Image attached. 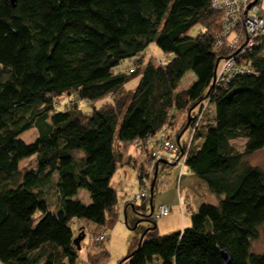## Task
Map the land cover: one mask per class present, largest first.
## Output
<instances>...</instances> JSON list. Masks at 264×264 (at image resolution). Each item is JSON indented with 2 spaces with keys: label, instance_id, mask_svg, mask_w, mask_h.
<instances>
[{
  "label": "trees",
  "instance_id": "16d2710c",
  "mask_svg": "<svg viewBox=\"0 0 264 264\" xmlns=\"http://www.w3.org/2000/svg\"><path fill=\"white\" fill-rule=\"evenodd\" d=\"M210 4L16 0L13 6L0 0V264H76L73 220L93 225L92 236L118 220V195L110 189L118 170L116 136L122 151L135 142L143 147L141 187L150 179L156 187L159 164L167 171L175 166L179 179L195 175L218 201L198 210L187 201L191 227L170 235H158L148 216L154 227L121 264L156 258L224 264V250L233 264H264V254L253 252L264 229V171L249 163L264 149V34L244 53L243 43L231 48L232 36H223L224 13ZM197 26L201 30L191 36ZM241 37L249 38L244 31ZM153 43L172 55L166 66L145 61ZM230 57L256 73L217 87V68ZM126 61L132 64L123 68ZM190 72L196 80L178 90ZM134 79L136 88L128 90ZM206 104L214 112L193 134L192 116ZM33 128L38 137L21 140ZM163 134L179 148V162H157L151 170L149 152L156 146L148 139ZM34 156L35 165L23 169ZM125 164L137 166V159ZM80 190L89 193V205L75 198ZM80 235L86 236L84 227ZM110 257L104 243L94 252L91 242L90 264H109Z\"/></svg>",
  "mask_w": 264,
  "mask_h": 264
},
{
  "label": "rangeland",
  "instance_id": "374dc122",
  "mask_svg": "<svg viewBox=\"0 0 264 264\" xmlns=\"http://www.w3.org/2000/svg\"><path fill=\"white\" fill-rule=\"evenodd\" d=\"M200 26L195 27L191 32V36H196L200 31ZM143 57L146 62L151 59L155 62H163V65H167L172 60V55H165L158 46L153 43L151 44L143 53ZM132 63L126 61L122 67L127 68ZM196 77L193 73H188L180 82L178 90H183L189 87ZM139 79L132 80L126 88L128 90L135 89ZM84 106V111L90 112L91 105L87 103ZM62 105V104H61ZM101 102L97 103L96 106L100 107ZM64 106V105H63ZM211 115L213 110L211 108ZM38 137V131L36 128L25 132L21 135V140L26 143H32ZM187 138V134L184 135L183 139ZM198 141H196L197 143ZM239 146L244 144V140H238L236 142ZM125 145L118 140L116 136L115 140V152L118 158V170L115 177L111 183V191H115L119 199V209L120 215L117 221H109L112 225H107V239L104 242L106 247L110 252L109 264H121L122 260L128 257L134 250L138 248V245L144 235V233L154 227L151 221L147 220V217L151 215V219L157 224V233L160 236L170 235L186 228L191 227V217L188 213L187 206L184 209L180 207V202H187V198L182 194V199L180 190L177 187V171H167L163 164H159V172L156 182V187L153 189V199L152 203L150 201H136L134 196L140 191V180H139V170L144 165L147 169L145 163V157L143 152L136 147L135 144L127 146L126 150L122 151ZM121 157V158H120ZM129 157H134L137 159V166H132L130 164H125V161ZM36 157L25 160L22 162L21 167L23 169H30L35 165ZM249 163L253 166L260 167L264 171V149L257 152L249 158ZM152 178V175L149 176ZM152 181V180H151ZM152 183L146 188V191L151 194ZM83 202L85 205L91 203L90 195L86 190H80L78 195L75 197ZM50 199H56L53 195ZM193 201V199H192ZM127 202H129L127 206ZM218 201L209 200L208 204H216ZM55 204L54 201H52ZM197 201L194 202V209L196 210ZM161 206H166L170 208V212L167 216L161 219L157 218L159 208ZM78 223L79 220L74 219L71 226L77 231L76 238L78 237ZM85 238L81 241V249L79 250V257L76 264H90L88 261V251L91 244V232L94 230L93 225L85 224ZM253 252L257 254H264V229L260 231V237L253 243ZM154 262L153 264L162 263L161 259ZM128 264V263H123Z\"/></svg>",
  "mask_w": 264,
  "mask_h": 264
},
{
  "label": "built area",
  "instance_id": "2783aa9c",
  "mask_svg": "<svg viewBox=\"0 0 264 264\" xmlns=\"http://www.w3.org/2000/svg\"><path fill=\"white\" fill-rule=\"evenodd\" d=\"M255 0H211L210 7L215 11H222L224 13V34L231 35V48L243 43L240 51L246 52L247 50L254 47V38L264 34V0H258L256 4L253 5ZM241 31H244L246 35L249 36L247 40H243L241 37ZM219 44V43H218ZM161 63V62H159ZM256 70L251 66L239 62L236 57H230L223 60L216 72L214 85L219 87L223 84H229L239 76L253 75ZM213 107L212 105L206 104L203 110L192 116L193 121V134L195 129L202 126V120H204L206 113L210 114ZM192 134V135H193ZM192 137V136H191ZM150 144H155L156 149L149 152V159L152 162L151 170H154L157 162L166 163H177L179 162V148L171 141L165 139L164 134L158 141H154L152 137L148 139ZM136 147L140 150L143 149L139 142H135ZM177 160V161H176ZM181 173L183 171V164ZM152 172V171H151ZM151 179L140 188V191L134 196L136 201L151 200V194L146 191V188L150 185ZM182 199V196L180 197ZM187 203L180 202V207L184 209ZM170 212V208L166 206H161L158 211L157 218L161 219L167 216ZM107 231H103L96 236L91 237L92 247L94 252L99 251V245L103 244L107 239Z\"/></svg>",
  "mask_w": 264,
  "mask_h": 264
},
{
  "label": "crops",
  "instance_id": "0c3cea01",
  "mask_svg": "<svg viewBox=\"0 0 264 264\" xmlns=\"http://www.w3.org/2000/svg\"><path fill=\"white\" fill-rule=\"evenodd\" d=\"M175 170L177 171V177H178L179 176L178 167L172 166L170 169V172L171 171L173 172ZM178 179L179 177L177 178V187L178 185L180 186L182 194L185 196V198H187V201L192 206V209H194L193 205H194V202L196 201H197L196 210H198V208L202 204L208 203L209 200L216 201L217 198L211 195L207 185L203 181L198 179L195 175L191 173H186L181 179H179V181ZM108 224L109 226L112 225L111 223H108ZM78 226H79L78 229L85 227V223H83L82 221H79ZM156 261H159V259L156 258L154 262Z\"/></svg>",
  "mask_w": 264,
  "mask_h": 264
},
{
  "label": "water",
  "instance_id": "95a60500",
  "mask_svg": "<svg viewBox=\"0 0 264 264\" xmlns=\"http://www.w3.org/2000/svg\"><path fill=\"white\" fill-rule=\"evenodd\" d=\"M257 2H258V0H255L254 3H253V5L256 4ZM11 3H12L13 6H16V0H11ZM189 123H190V120H189ZM154 184H155V182H153V184H152L151 194L153 193V186H154ZM84 238H85V235H82V236L80 235V236H78L75 239L74 243L78 247V250L81 249L80 243H81V241ZM221 256H222V260H223V263L224 264H233V257H232V255L230 254L229 251H227V250L222 251Z\"/></svg>",
  "mask_w": 264,
  "mask_h": 264
}]
</instances>
